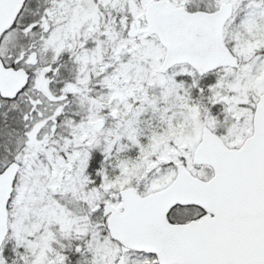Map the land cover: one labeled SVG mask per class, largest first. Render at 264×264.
Instances as JSON below:
<instances>
[{
	"label": "snow or ice",
	"instance_id": "6c2138e0",
	"mask_svg": "<svg viewBox=\"0 0 264 264\" xmlns=\"http://www.w3.org/2000/svg\"><path fill=\"white\" fill-rule=\"evenodd\" d=\"M0 264H264V0H0Z\"/></svg>",
	"mask_w": 264,
	"mask_h": 264
}]
</instances>
